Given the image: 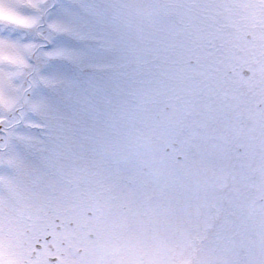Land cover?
Returning a JSON list of instances; mask_svg holds the SVG:
<instances>
[{
	"label": "snow or ice",
	"instance_id": "obj_1",
	"mask_svg": "<svg viewBox=\"0 0 264 264\" xmlns=\"http://www.w3.org/2000/svg\"><path fill=\"white\" fill-rule=\"evenodd\" d=\"M0 264H264V0H0Z\"/></svg>",
	"mask_w": 264,
	"mask_h": 264
}]
</instances>
